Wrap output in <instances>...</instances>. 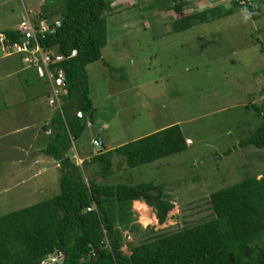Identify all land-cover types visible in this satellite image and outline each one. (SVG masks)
Segmentation results:
<instances>
[{"label": "rangeland", "instance_id": "374dc122", "mask_svg": "<svg viewBox=\"0 0 264 264\" xmlns=\"http://www.w3.org/2000/svg\"><path fill=\"white\" fill-rule=\"evenodd\" d=\"M159 1L114 0L107 13L108 43L102 49V59L87 66L95 120L74 142L78 153L90 151L84 159L91 160L100 152L92 144L95 138L110 148L178 123L184 135L192 139L181 153L133 168L125 158L115 155L113 174L106 178L97 173V163L86 165V179L164 184L175 202L164 224L154 218L153 208L145 210L140 202L133 203L134 224L140 227L123 232L122 249L127 254L131 253L129 245L211 219V193L264 174V148H236L262 123L253 106L264 110V16L253 17L251 10L239 8L219 19L176 30L173 22L179 15L165 8L173 2L166 0L161 5ZM218 5L231 8L228 0H203L201 6L187 12ZM42 6V0H0V31L17 28L24 8L34 12ZM3 52L0 46V56ZM20 56L13 52L8 58H0V161L8 148L2 138L18 137L16 129L21 121L16 118L34 122L37 127L38 123L27 116L31 107L37 110L31 113L37 117L56 111L45 102L47 83L33 70L31 79L25 80ZM36 90L43 92L37 94ZM70 155L77 163L76 151L71 150ZM4 166L0 162V215L59 192V186L40 192L41 182L55 184L54 175L60 169L53 167L17 202L25 180L35 174ZM150 227L155 232L147 229Z\"/></svg>", "mask_w": 264, "mask_h": 264}, {"label": "trees", "instance_id": "16d2710c", "mask_svg": "<svg viewBox=\"0 0 264 264\" xmlns=\"http://www.w3.org/2000/svg\"><path fill=\"white\" fill-rule=\"evenodd\" d=\"M42 1L43 8L37 12L62 22L55 33L41 39L44 49L64 55L54 65L65 72L67 92L50 125H43L44 130L51 127V133L42 149L60 164L59 192L0 215V264H41L57 250L63 253L62 264H264V174L211 193V219L129 245L130 254L122 249L124 230L134 232L140 227L134 224V201L152 207L159 224L167 221L175 202L165 192L164 184L105 183L91 176L86 179V165L97 163V173L106 178L113 174L115 155L125 158L131 168L137 167L187 150L186 137L179 124H172L111 150L104 147L91 160L85 159L82 166L73 162L67 152L95 120V112L90 118L95 110L87 66L102 59V49L108 43L107 13L114 0ZM168 1L173 4L165 8L179 15L173 22L176 30L219 19L239 8L251 10L253 17L264 16V0H247L245 4L232 0L229 10L218 5L190 13L189 0ZM165 2L160 0L159 4ZM0 34L9 44L22 39L17 28ZM0 46L2 49L1 41ZM42 79L49 97L48 82ZM253 107L262 123L236 148H264V110L257 104ZM147 229L155 232L153 227Z\"/></svg>", "mask_w": 264, "mask_h": 264}, {"label": "crops", "instance_id": "0c3cea01", "mask_svg": "<svg viewBox=\"0 0 264 264\" xmlns=\"http://www.w3.org/2000/svg\"><path fill=\"white\" fill-rule=\"evenodd\" d=\"M202 2H203V0H189V3H190L189 6H191V8L194 7V6H201ZM3 56H4V58H8L11 55H7V54L4 53L2 56H0V58L3 57ZM20 67H21L20 71H21V73H23V76L25 77V80L29 81V79H31V76H30L31 69L27 68L22 60H21V63H20ZM42 92H43V90H40V92L37 91V94H42ZM260 93H262V92H260ZM262 96H264L263 93H262ZM45 97H46L45 102L47 104V98H48L47 97V91H46ZM25 101H28V100H25ZM22 102H20V104ZM11 104H12V102H11ZM15 105L18 106V104H15ZM31 108L33 110H31V112H29L30 114L32 112H34V111L37 112V110H34L35 108H33V107H31ZM39 110H42V109H39ZM44 113L45 112L39 113L38 117H37V113L34 116L31 114V117H30V114L27 113V116L29 118H32V119H29V120L35 121V122L38 123L39 126H37V127H35V123L34 122L25 121L23 118H20L21 120H18V118H16L17 121H21V124L16 129L17 133H18L17 134L18 137L17 138L14 137V139H12V138L9 139L8 137L2 138V140L4 139L3 142L6 144V147H8L6 153H4L2 155V161H0L1 164L3 163L5 165L4 168H11L12 166H14L13 168H21V169H23L24 173H29V171H31V173L35 174L31 178L25 180L24 188L22 186L21 189H20L22 191V194L19 193V197H16L18 199V200L16 199L17 202H21V200L23 199L22 195H24V197H25V195L27 196L29 194V192L32 189H34V186H36L38 184V182H34L35 180H37V178L49 173L50 172L49 171L50 168H53V167L55 169H59L60 168V164L58 163V161H56L51 156H48V155H46V154H44L42 152V149L48 143L49 136H50V133H51V127H48V128H46L44 130L43 129V125H44V123H47L48 125H50V121H51V119L53 117V114H48V112L45 113V114ZM44 117H46V118H44ZM16 119H15V121H16ZM41 122L43 123L42 125H41ZM174 124H178V123H174ZM170 125H172V124H170ZM28 127H31V128L29 129ZM27 128L29 130H27L24 133V131ZM95 139H98V138H95ZM99 140H101V139H99ZM186 141H187V144H188V147H189V144L192 143V139L189 138V137H186ZM104 146H106V145L104 144ZM111 146L112 147H110V148H107V146H106V149L107 150H111V149L116 147V146H113V145H111ZM73 147L67 152L66 155L69 158H71L70 152H71V150H75L76 154L78 156V159H76L77 160L76 164L80 165V161H82V164H83V162L85 160L84 157L88 158L90 151H87V153H86L85 151L82 150V151H79V153H78L77 149L74 146V143H73ZM94 148H96V147H94ZM28 150H34V152L33 153H28L29 152ZM3 157H5V158L3 159ZM71 160L74 162V160L72 158H71ZM49 161H51V163H49ZM3 172H4V170H3ZM59 179H60V172L54 175V181H55L56 185L55 184L51 185L48 181L45 182V183L41 182V184H44V185L40 189V192H46V190H45L46 188H47V190L48 189H54V190L59 189V187L55 189V187L59 186V184H60V180ZM45 184L47 185L46 187H45ZM10 191H14V189L10 190ZM36 194H38V193L35 192L34 195H36ZM136 201L138 203L139 202L140 203L143 202L144 204H146L144 201H141V200H136ZM137 202L134 201L133 203H137ZM148 207H149V210H150V208L152 209V207H150V206H148ZM153 215H154V218H155L156 215H155L154 211H153Z\"/></svg>", "mask_w": 264, "mask_h": 264}, {"label": "built area", "instance_id": "2783aa9c", "mask_svg": "<svg viewBox=\"0 0 264 264\" xmlns=\"http://www.w3.org/2000/svg\"><path fill=\"white\" fill-rule=\"evenodd\" d=\"M228 1L231 2L232 0ZM246 1L240 0L243 4ZM61 24L60 18H50L44 16L42 12H31L24 8L22 19L17 27L22 39L9 44L5 43L6 36L0 34V41L5 54L11 55L13 52L20 54L27 68L35 69L40 77L47 80L50 91L47 99L50 106L55 109H61L62 96L67 92L65 72L54 65L56 62L63 60L64 55L55 49H44L41 46V39L55 33ZM76 53V50L72 52L73 55ZM77 115L82 117L83 114L78 111ZM92 143L99 151L103 150L104 143L102 140L94 139ZM62 261L63 253L57 250L48 254L41 264H60Z\"/></svg>", "mask_w": 264, "mask_h": 264}, {"label": "bare ground", "instance_id": "6f19581e", "mask_svg": "<svg viewBox=\"0 0 264 264\" xmlns=\"http://www.w3.org/2000/svg\"><path fill=\"white\" fill-rule=\"evenodd\" d=\"M141 205H142V207L145 209V210H149V207L146 205V204H144V203H140Z\"/></svg>", "mask_w": 264, "mask_h": 264}, {"label": "water", "instance_id": "95a60500", "mask_svg": "<svg viewBox=\"0 0 264 264\" xmlns=\"http://www.w3.org/2000/svg\"><path fill=\"white\" fill-rule=\"evenodd\" d=\"M93 115H94V111L91 112L90 118H93ZM62 263H63V261L60 264H62Z\"/></svg>", "mask_w": 264, "mask_h": 264}]
</instances>
